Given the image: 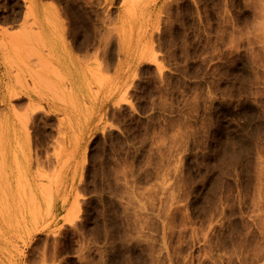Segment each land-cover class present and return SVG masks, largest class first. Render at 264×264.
<instances>
[{"label": "rangeland", "instance_id": "obj_1", "mask_svg": "<svg viewBox=\"0 0 264 264\" xmlns=\"http://www.w3.org/2000/svg\"><path fill=\"white\" fill-rule=\"evenodd\" d=\"M0 264H264V0H0Z\"/></svg>", "mask_w": 264, "mask_h": 264}, {"label": "crops", "instance_id": "obj_2", "mask_svg": "<svg viewBox=\"0 0 264 264\" xmlns=\"http://www.w3.org/2000/svg\"><path fill=\"white\" fill-rule=\"evenodd\" d=\"M42 8H43V6H42ZM42 14H44V13H42ZM60 16H61V18L62 19H64V14H63V12H60V13H58ZM66 51H65V53L67 54V45H66V49H65ZM69 52V51H68Z\"/></svg>", "mask_w": 264, "mask_h": 264}]
</instances>
